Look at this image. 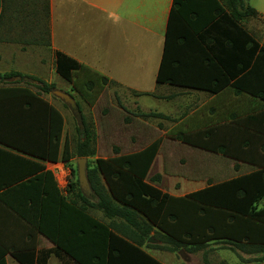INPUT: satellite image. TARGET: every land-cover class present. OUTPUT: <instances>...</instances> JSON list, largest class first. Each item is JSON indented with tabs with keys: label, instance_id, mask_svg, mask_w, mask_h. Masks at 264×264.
<instances>
[{
	"label": "crops",
	"instance_id": "obj_1",
	"mask_svg": "<svg viewBox=\"0 0 264 264\" xmlns=\"http://www.w3.org/2000/svg\"><path fill=\"white\" fill-rule=\"evenodd\" d=\"M220 2L231 13L227 3ZM245 5L258 15L238 23L264 49V0H245ZM173 6L174 0H49L48 48L25 43L28 31L24 28L1 26L0 43L18 46L23 52L43 47L36 49L45 56L42 66L51 63L52 80L61 78L56 73L59 52L106 77L108 87L126 90L122 98L129 97L130 102L123 103L128 108L124 111L132 118L126 123L131 131L139 132L138 139L131 141L141 148L135 152L160 143L146 181L173 197H184L264 171V62L251 60L243 35L228 32L227 23L204 27L202 21L194 22L188 14L191 11H185L190 23L177 20L170 27ZM193 9L208 16L204 0ZM8 13L0 0V25L7 23ZM230 36L236 41L231 51L227 47ZM211 57L237 75L215 94L207 89L226 79ZM241 67L247 70L239 76ZM160 71L163 84L158 83ZM4 74L8 73L0 75ZM42 98L63 115L47 94ZM113 98L118 101L120 93ZM146 99L152 102L145 103ZM16 113L13 103L0 102V245L9 251L6 264H20L10 252L13 249L40 253L58 248L59 197L68 195L71 174L66 164L39 157L49 140L43 132L17 125ZM144 114L149 115L148 121L143 120ZM65 136L69 137L66 130ZM184 137L186 142L181 140ZM41 175L44 184L34 238L26 217L32 215L31 199L40 191L35 180ZM157 176L160 181H154ZM258 207L264 208V199ZM90 215L106 222L99 211L92 210ZM219 251L237 256L228 249ZM47 264L73 263L53 253Z\"/></svg>",
	"mask_w": 264,
	"mask_h": 264
},
{
	"label": "trees",
	"instance_id": "obj_2",
	"mask_svg": "<svg viewBox=\"0 0 264 264\" xmlns=\"http://www.w3.org/2000/svg\"><path fill=\"white\" fill-rule=\"evenodd\" d=\"M201 1L174 0L170 27L177 20L190 23L185 11H191L188 14L194 22L202 21L204 27L213 29L221 23H227L228 32L243 35L245 45L249 46L251 60L264 62V49L238 23L241 18L256 17L258 13L255 9L246 6L245 0H224L231 10V13H226L220 0H204L208 4L209 13L203 16L201 11L193 9L195 5H201ZM4 5L6 12L12 14H6L7 23L2 22L0 27H8L17 21L19 26L30 33L25 43L45 48L50 46L49 0H4ZM227 41L231 51L236 41L232 36ZM217 60L211 57L226 81L207 89L213 94L229 85L237 76L221 60ZM246 70L241 67L238 75L242 76ZM56 73L69 84L81 76L78 74L84 73L82 82L87 97L96 88L109 85L106 77L59 52L56 53ZM15 77L26 76L17 72L0 75V83H9L0 86V97L3 99L0 98V102H10L17 106L14 119L17 125L40 134L43 132L46 140H49L45 154H39V157L52 163L66 164L71 177L75 179L68 184V195L59 197L58 248L40 253L13 249L10 252L17 262L47 264L54 253L60 259L63 256L68 258L73 264H161L147 252L153 248L170 253L182 250L190 255L202 253L201 264H212L209 249L216 247L237 254L240 264H264V208L258 207L264 199V171L227 183L210 185L184 197H173L146 181L159 151V141L139 152L122 155L115 148L114 157L97 158L95 132L82 115L78 103L81 126H76L77 139L73 147L71 139L65 136L64 116L42 98L43 93L48 94L54 90V85L33 77V80L40 83L36 87L38 91H33L29 87L19 86L18 82H11ZM162 82L160 71L158 83ZM79 88L78 85L73 86L74 91ZM261 98L264 100V95ZM181 140L186 142L185 137ZM79 158L92 159L88 164L92 199L82 194L77 170L71 166L72 160ZM160 180V176L154 179ZM35 183L40 191L35 199H31L32 215L26 217V221L33 231V237L37 238L44 176L37 178ZM92 210L101 212L106 222L102 223L92 217ZM151 238L160 244H149ZM8 252L0 245V264H6L5 256ZM240 254L254 258L244 259Z\"/></svg>",
	"mask_w": 264,
	"mask_h": 264
},
{
	"label": "rangeland",
	"instance_id": "obj_3",
	"mask_svg": "<svg viewBox=\"0 0 264 264\" xmlns=\"http://www.w3.org/2000/svg\"><path fill=\"white\" fill-rule=\"evenodd\" d=\"M44 25V22H43ZM45 26V25H44ZM7 28H22L19 26L17 21H13ZM30 33L25 36V40L29 38ZM42 48L43 47H36ZM36 48H30L28 51L23 52L20 47L15 45H4L0 43V74L9 72H18L26 77H15L11 82H18L19 86H26L35 91L40 83L34 78L40 81L48 80L47 83L52 81L54 85V90H62L71 94L76 102L80 105L82 110V115L87 119L90 127L94 130L96 135L97 151L99 158H111L115 156V148L120 150L122 155L129 154L140 150V147L132 146V140L138 139L139 132L131 131L130 127L126 123V119L131 118L125 109L127 107L123 106V103L127 104L129 97L127 99L122 98V93L126 92L124 89L117 87H98L95 91L91 93L90 96H86L87 90L84 87L82 80L85 78L84 73L75 80L73 84H69L62 80L61 78L51 79L52 70L50 65H41V57L44 56L43 53ZM45 57V56H44ZM44 67L42 69V67ZM27 76H32L28 78ZM34 77V78H33ZM46 82V81H45ZM9 83L1 82L0 86H7ZM16 84V83H15ZM78 85L79 90H73V86ZM120 93L121 98L117 101L113 98V94L118 95ZM48 100H52L53 103L62 111L65 117V130L69 135L71 141L73 142V147L76 143L77 132L76 126H81V120H78L73 112L65 107L64 104L57 99L52 92L47 94ZM95 99V100H94ZM93 100V101H92ZM92 101V102H91ZM145 103L152 102L151 99L144 100ZM125 107V108H124ZM136 118V116H133ZM132 119V118H131ZM143 120L148 121L149 117H143ZM143 135L148 137L149 133L141 132ZM152 135V134H151ZM88 159V158H87ZM92 159H88L89 161ZM77 159H75L71 166L77 170ZM69 171V170H68ZM78 171V170H77ZM78 176V173H77ZM74 178L69 174L67 179V184ZM75 180V179H74ZM169 182V181H168ZM172 182V181H171ZM151 245L160 244L154 238L149 240ZM150 252L156 256L163 264H201L203 260V254L199 253L196 255H190L185 253L183 250L180 253H170L167 251L149 248ZM244 259H253V256L240 254ZM209 257L212 264H221L223 262L237 264L239 259L234 256L231 252L219 251L216 247L209 249ZM186 261H185V260Z\"/></svg>",
	"mask_w": 264,
	"mask_h": 264
},
{
	"label": "water",
	"instance_id": "obj_4",
	"mask_svg": "<svg viewBox=\"0 0 264 264\" xmlns=\"http://www.w3.org/2000/svg\"><path fill=\"white\" fill-rule=\"evenodd\" d=\"M19 78V77H18ZM52 94L59 99L62 103H64L74 114V116L78 119L81 120V112L79 109V106L74 99V97L61 90H53ZM77 173H78V180H79V186L82 194L89 198L92 199L93 197V192L88 180V159L87 158H79L77 159Z\"/></svg>",
	"mask_w": 264,
	"mask_h": 264
}]
</instances>
